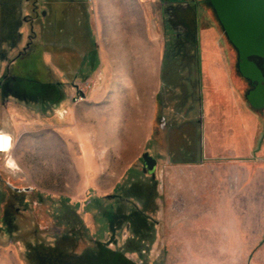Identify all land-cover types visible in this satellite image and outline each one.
<instances>
[{
  "label": "rangeland",
  "instance_id": "obj_1",
  "mask_svg": "<svg viewBox=\"0 0 264 264\" xmlns=\"http://www.w3.org/2000/svg\"><path fill=\"white\" fill-rule=\"evenodd\" d=\"M8 1L0 26V134H8L0 144V264H31L33 248L66 250L71 239L78 254L100 242L136 264H264V113L239 81L228 92L213 85L215 68L226 72L237 57L213 7L113 0L106 14L93 0ZM132 27L131 42L146 47V92L108 52L107 33ZM229 94L237 96L230 119L218 106ZM103 109L123 113L119 143L132 112L136 124L146 122V144L144 134L134 164L104 198L86 191L88 170H96L75 141L76 127H93ZM227 121L231 129L218 138ZM144 154L157 161L154 174L144 172ZM187 163L195 167L180 168ZM138 187H146L155 224L142 255L127 252L133 234L121 218L144 209Z\"/></svg>",
  "mask_w": 264,
  "mask_h": 264
},
{
  "label": "crops",
  "instance_id": "obj_2",
  "mask_svg": "<svg viewBox=\"0 0 264 264\" xmlns=\"http://www.w3.org/2000/svg\"><path fill=\"white\" fill-rule=\"evenodd\" d=\"M93 1L95 2L96 13L103 11L106 14L108 13L106 9L108 2H113V0ZM103 6H105V8H103ZM129 30L131 33H129V31L126 34H118L115 32L107 33V36L109 37L108 52L111 58L115 61L114 66L118 69H121V71H123V73H125L127 76H137L140 79V83H138L140 86V91L146 92L151 86L150 79L148 77L146 78V47L140 43H137L135 40H132L131 42L129 38L133 36L134 29L132 27ZM137 55L142 56L141 58H138ZM224 66L226 67V72H224L222 65L220 68H215V72H218L221 78H214L212 80L214 83L213 85H215V87L218 89H222L223 92L226 91L228 86L233 88V90L235 89L231 69H229L227 65ZM149 67L150 66L147 68L150 69ZM230 87L226 92L230 90ZM222 97L225 98L228 103L224 104L225 101L222 100V104L220 103L218 106H223L221 107L226 111L225 117L230 119L232 118V115L237 114V110L235 108L237 96L235 94H229ZM219 111L221 112V108H219ZM121 114L116 109H103L97 111L95 115L97 121L94 122L93 127L92 125L87 127L86 125L81 124L75 129L78 139L74 140L80 144V155L87 154L88 160L91 161L87 165L89 168L91 167L96 170L95 174H93L91 170H88L91 178L87 179V181L90 183L86 191L93 189L96 194L102 198L112 197L113 191L118 187L122 180H124L126 173L134 164L135 151L141 146L144 134V144H146V122L144 125L142 123L136 124V119L133 112L129 115L130 119L124 122V128L121 130L123 135L119 139L120 143L118 142V139H116L115 135L119 131L120 118H123ZM222 118H224V116ZM82 122L85 123L86 121ZM90 123H92L91 120ZM230 126L231 125L229 121L225 123V126H221L224 128L220 130V134L217 133L218 138L221 137V134L226 133L225 130L231 129ZM2 133L3 137H8L7 132L3 131ZM99 143H101V146H103L101 154L96 152L98 151L97 144ZM92 150L93 153L88 152ZM204 158L208 159V157ZM87 165L85 164L86 167ZM206 165L207 164H204L202 166ZM183 166L195 167L194 164L187 163L181 164L180 168ZM90 224L92 225V223ZM87 226L89 229H91L90 225ZM200 226L202 225H198V223L194 225L184 223L183 228L197 229Z\"/></svg>",
  "mask_w": 264,
  "mask_h": 264
},
{
  "label": "trees",
  "instance_id": "obj_3",
  "mask_svg": "<svg viewBox=\"0 0 264 264\" xmlns=\"http://www.w3.org/2000/svg\"><path fill=\"white\" fill-rule=\"evenodd\" d=\"M10 2L8 0H0V26L3 19L6 17L7 8ZM22 21H17V28L21 27ZM2 39V37H1ZM10 37L6 36L5 41ZM2 43V42H0ZM146 186V185H144ZM137 190L142 199H144V209H134L129 214H123L122 220L128 222L130 229L132 230V238L125 244L127 252L137 253L142 255L146 251V240L153 239V231L155 224L151 221L149 215L146 213V187H138ZM141 188V189H140ZM142 190V191H141ZM148 190V189H147ZM154 190V189H152ZM150 195V194H149ZM118 199H124L123 196L115 197ZM108 216V214H107ZM119 219L114 214L109 215L110 223ZM120 221V220H119ZM113 224V223H112ZM68 240V239H65ZM72 241V242H71ZM67 244V249L64 250L58 244L55 247L36 249L33 248L30 251V263L31 264H136L126 257V253L123 251H115L109 248L107 244L96 242L93 250L84 251L81 254L76 253V243L74 239H71Z\"/></svg>",
  "mask_w": 264,
  "mask_h": 264
},
{
  "label": "water",
  "instance_id": "obj_4",
  "mask_svg": "<svg viewBox=\"0 0 264 264\" xmlns=\"http://www.w3.org/2000/svg\"><path fill=\"white\" fill-rule=\"evenodd\" d=\"M211 2L229 41L239 52L243 75L262 82L260 71L250 64L248 59L252 56L264 58V0H211ZM255 96L264 99V88L250 97L255 110L264 108V103L258 105L253 102ZM143 161L144 172L154 174L157 161L149 154L143 155Z\"/></svg>",
  "mask_w": 264,
  "mask_h": 264
},
{
  "label": "flooded vegetation",
  "instance_id": "obj_5",
  "mask_svg": "<svg viewBox=\"0 0 264 264\" xmlns=\"http://www.w3.org/2000/svg\"><path fill=\"white\" fill-rule=\"evenodd\" d=\"M202 2L203 3L207 2L208 4H210V6L213 7L211 0H202ZM213 9H214V7H213ZM217 17H218V15H217ZM234 51H235V53H237L236 54L237 55L236 61L234 63H232V62L228 63L230 65V68H231L232 77L234 80H237L242 84V86H243L242 96L250 104L251 108L255 112H259V113L263 114L264 108L259 109V110H255L253 108L251 102H250V97H252L254 93H257L259 90H261V88H264V58L258 57V56H252L248 59V62L250 64H253L261 73L262 82H259L258 80L248 78V77L243 75V73L241 71V64L242 63L240 61L239 52L236 48ZM253 102L255 104L260 105L261 103H264V99L260 98L259 96H255L253 99ZM15 192L17 193L18 191H15ZM17 194H19V193H17Z\"/></svg>",
  "mask_w": 264,
  "mask_h": 264
},
{
  "label": "bare ground",
  "instance_id": "obj_6",
  "mask_svg": "<svg viewBox=\"0 0 264 264\" xmlns=\"http://www.w3.org/2000/svg\"><path fill=\"white\" fill-rule=\"evenodd\" d=\"M119 41H120V40H119ZM0 136H1V135H0ZM7 138H8V137H4V138H3V136H2V137H0V144H2V139H3V140H5V139L7 140ZM0 147H1V145H0ZM0 149L3 151V149H2V148H0ZM1 150H0V151H1Z\"/></svg>",
  "mask_w": 264,
  "mask_h": 264
},
{
  "label": "built area",
  "instance_id": "obj_7",
  "mask_svg": "<svg viewBox=\"0 0 264 264\" xmlns=\"http://www.w3.org/2000/svg\"><path fill=\"white\" fill-rule=\"evenodd\" d=\"M0 135H2V134H0ZM0 137H2V136H0ZM3 138H4V137H3ZM7 141H8V140H6V139H5V140L2 139V144L5 145Z\"/></svg>",
  "mask_w": 264,
  "mask_h": 264
}]
</instances>
